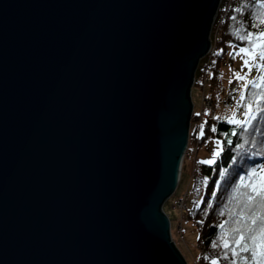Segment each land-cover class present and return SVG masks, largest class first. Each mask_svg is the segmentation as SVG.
Returning a JSON list of instances; mask_svg holds the SVG:
<instances>
[{
	"label": "water",
	"instance_id": "obj_1",
	"mask_svg": "<svg viewBox=\"0 0 264 264\" xmlns=\"http://www.w3.org/2000/svg\"><path fill=\"white\" fill-rule=\"evenodd\" d=\"M221 0H0V264H188L165 200Z\"/></svg>",
	"mask_w": 264,
	"mask_h": 264
},
{
	"label": "trees",
	"instance_id": "obj_2",
	"mask_svg": "<svg viewBox=\"0 0 264 264\" xmlns=\"http://www.w3.org/2000/svg\"><path fill=\"white\" fill-rule=\"evenodd\" d=\"M262 17H264V8L260 7L258 0H221L212 27L216 28L218 24V29L216 32L211 31V49L199 60L193 83V87L198 90H207L206 93L211 94L212 109L223 102V96L216 91L214 84L222 76L225 59L233 66L239 48L249 47L247 41L238 39V36L242 34L241 30L247 32L264 31V25L260 23ZM253 24H255V28H253ZM229 53H233V55H229ZM241 57L243 61L248 59L243 53ZM253 61H255L254 64L260 63L258 54ZM260 76H264V70L257 68L256 76L249 81L259 83L258 77ZM259 90V88H253L251 83H248L247 88L244 87L241 94L245 95V101L240 102L239 98L241 115L236 119H245L243 114L247 111L245 107L247 103L251 102L255 107L253 93ZM231 100L232 96L229 94L225 103ZM260 108L261 111L253 112V118L247 126L229 124L228 118L212 114L210 110H205L207 114L204 113L203 116L200 111L193 110L192 112L188 146L183 161L194 149L195 141L200 145H206L208 138H216L221 141L219 148L222 149L220 155L216 157L215 163L211 165L202 164L200 161L210 159L212 151L216 150L218 146L215 144L216 147L206 149V156L196 160L195 167L191 169L187 194L183 191L178 194L180 198L183 195L187 196L182 213L198 230L197 264H211V257L213 256L221 257L219 264H229V260L222 258L224 250L219 246L222 235L219 225L227 221L225 230L233 226L237 201L230 200V197L234 195L232 188L221 180L219 172L221 169H227L228 173L231 174L237 168L264 164V101L260 102ZM196 113L201 114L196 115ZM201 125H204L203 136L200 135ZM212 125L217 127L216 133L211 132ZM233 131L235 135L232 134ZM238 144L241 147H237ZM205 177H207V181ZM217 181H220L219 185L216 184ZM257 187H259V183H257ZM214 190L216 191L215 197L211 195ZM213 241L218 245L216 248L212 246ZM230 247L235 246L230 245ZM244 255H250V253H244Z\"/></svg>",
	"mask_w": 264,
	"mask_h": 264
},
{
	"label": "snow or ice",
	"instance_id": "obj_3",
	"mask_svg": "<svg viewBox=\"0 0 264 264\" xmlns=\"http://www.w3.org/2000/svg\"><path fill=\"white\" fill-rule=\"evenodd\" d=\"M258 3L261 8H264V0H258ZM260 23L264 25V17L260 19ZM252 26L255 28V24ZM241 31L242 34L238 36V39L247 41L249 45V47L239 48V52L248 57V59L243 61L244 66L251 67L250 60L256 59L258 54L260 63L256 64L255 67L264 70V31ZM229 55H233V53H229ZM236 78L239 80L245 79L239 74H237ZM258 81L259 83L257 81L248 82L252 84L253 88L260 89L258 92L253 93L255 107L253 103H247L245 105L247 109L245 119H236L235 116H232L227 120L229 124L247 126L253 118V112L262 110L260 102L264 101V76L258 77ZM248 83H245V88L248 87ZM244 101L245 95L242 93L240 102ZM200 114L196 113V115ZM203 128L204 125H201V136L204 135ZM210 130L216 133L217 127L212 125ZM232 134L235 135V132L233 131ZM220 143L221 141L217 139L216 144L218 147L212 151L211 158L201 160L200 163L208 165L215 163L216 157L222 151L219 148ZM228 143H231V141H228ZM237 147H241V145L238 144ZM219 175L221 180L232 188L234 195L230 197V200L237 201L233 226L225 230L227 221L219 225L222 231L219 246L224 250L222 258L229 260V264H264V164H253L247 168H237L231 174L228 173L227 169H221ZM205 180L207 181V177H205ZM219 183L220 181L216 182L217 185ZM257 183H259V187H257ZM211 195L215 197L216 191H212ZM230 245L235 247H230ZM212 246L216 248L218 245L213 241ZM244 253H250V255H244ZM205 258L207 259L208 257ZM220 259L221 257H211V264H219Z\"/></svg>",
	"mask_w": 264,
	"mask_h": 264
},
{
	"label": "rangeland",
	"instance_id": "obj_4",
	"mask_svg": "<svg viewBox=\"0 0 264 264\" xmlns=\"http://www.w3.org/2000/svg\"><path fill=\"white\" fill-rule=\"evenodd\" d=\"M215 19L216 15L214 17V21ZM214 21L212 27L214 25ZM217 29L218 24L216 28H211V31L213 30L214 32H216ZM237 53L233 66H231L228 60L225 59L223 63L222 76H220L217 81H215V89L221 96H223V102L220 105L215 106V108H213L214 111H212L211 109V94H207V90H198L197 88L192 86L191 99L193 101V110L200 111L202 113V116L204 115L205 110H210L212 114L222 115L226 118H231L232 116L238 118V116L241 115V110L239 107L240 94L244 89L245 83H247L249 79L256 76L257 67H255L256 64H254L255 61L253 60H250L251 67L244 66L241 57L242 53H240L239 50L237 51ZM237 74L245 77V79H237ZM229 94L232 96V100L225 103ZM243 116H245V113L243 114ZM216 140V138H208L206 140V145H200L197 141H195L194 149L190 154L186 156L185 161H182V176L177 190H175V192L171 194L163 203V210L166 212L170 219L172 239L175 241L178 249L180 250L188 264H197L196 258L199 253V248L197 245L198 230L191 221L184 217V214L182 213V209H184L186 204L185 198H187V196L183 195L181 196L182 198H180L178 194L180 191H183L185 194H187L188 185L191 178V169L195 167V161L206 156L205 151L207 148L211 149L216 147Z\"/></svg>",
	"mask_w": 264,
	"mask_h": 264
},
{
	"label": "bare ground",
	"instance_id": "obj_5",
	"mask_svg": "<svg viewBox=\"0 0 264 264\" xmlns=\"http://www.w3.org/2000/svg\"><path fill=\"white\" fill-rule=\"evenodd\" d=\"M218 8H219V6H218ZM217 12H218V9H217ZM217 12H216V15H217ZM210 36H211V32H210ZM210 49H211V41H210ZM180 178H181V169H180V174H179V181H180ZM179 181H178V184H179Z\"/></svg>",
	"mask_w": 264,
	"mask_h": 264
},
{
	"label": "built area",
	"instance_id": "obj_6",
	"mask_svg": "<svg viewBox=\"0 0 264 264\" xmlns=\"http://www.w3.org/2000/svg\"><path fill=\"white\" fill-rule=\"evenodd\" d=\"M182 201V200H181Z\"/></svg>",
	"mask_w": 264,
	"mask_h": 264
}]
</instances>
